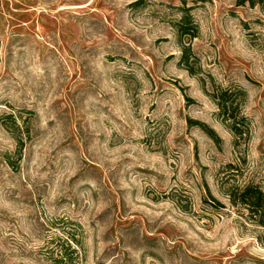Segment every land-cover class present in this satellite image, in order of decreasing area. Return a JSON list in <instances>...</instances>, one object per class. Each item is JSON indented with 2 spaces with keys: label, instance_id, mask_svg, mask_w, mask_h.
I'll return each instance as SVG.
<instances>
[{
  "label": "rangeland",
  "instance_id": "rangeland-1",
  "mask_svg": "<svg viewBox=\"0 0 264 264\" xmlns=\"http://www.w3.org/2000/svg\"><path fill=\"white\" fill-rule=\"evenodd\" d=\"M247 183L264 3L0 0V264H264Z\"/></svg>",
  "mask_w": 264,
  "mask_h": 264
},
{
  "label": "trees",
  "instance_id": "trees-1",
  "mask_svg": "<svg viewBox=\"0 0 264 264\" xmlns=\"http://www.w3.org/2000/svg\"><path fill=\"white\" fill-rule=\"evenodd\" d=\"M246 2L253 5L256 3H264V0H236V3L239 5ZM182 20L184 21V23H188V15L184 14ZM184 23L180 28L181 30L182 27L185 26ZM231 95V92H229L227 89H219L214 91L212 94L220 112L228 114L229 117H234L232 113V111L235 109V107H233L234 99L231 98ZM232 130L236 131V128L232 126ZM228 195L230 202L233 205L244 207L249 213L248 216L256 224L264 226V190H262L256 184L247 183L243 186H234L229 190ZM214 201L217 205H221L218 200Z\"/></svg>",
  "mask_w": 264,
  "mask_h": 264
}]
</instances>
